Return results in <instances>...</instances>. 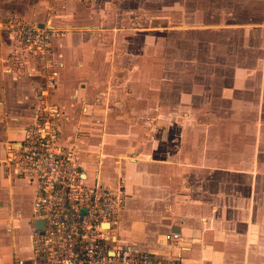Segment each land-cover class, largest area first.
I'll return each instance as SVG.
<instances>
[{
  "label": "crops",
  "instance_id": "1",
  "mask_svg": "<svg viewBox=\"0 0 264 264\" xmlns=\"http://www.w3.org/2000/svg\"><path fill=\"white\" fill-rule=\"evenodd\" d=\"M8 1L20 7L23 0ZM90 5L87 0H35L31 7L22 5L23 10L0 6V264L34 258L30 238L36 187L4 162L7 146L20 145L25 137L44 81L32 70L36 61L31 57L23 65L13 59L21 56V48L6 25L15 20L65 30L54 41L61 57L50 97L61 111V142L79 153L90 185L100 182L122 191L118 241L136 244L166 262L264 264V152L256 149L246 162L249 135L232 132L242 122L207 112L264 109V34L262 56L251 68L237 67L233 81L216 77L212 69L204 86L196 79L201 70H193L191 94L177 89L172 103L167 95H173L168 90L175 79L170 78L178 77L175 69L184 58L174 63L157 54L159 37L152 50L151 28L125 31L114 21L90 15L87 23L81 14L93 13ZM210 27L224 32L249 28L183 24L155 29L214 30ZM255 27L264 29V24ZM104 32L113 36L102 37ZM153 75H160L158 86L152 85ZM250 80L256 81L250 85ZM184 110L208 114L182 115ZM256 125L262 127V120ZM261 133L252 137L259 142ZM233 145L239 147L236 158ZM172 234L181 238L176 245L169 240Z\"/></svg>",
  "mask_w": 264,
  "mask_h": 264
},
{
  "label": "built area",
  "instance_id": "2",
  "mask_svg": "<svg viewBox=\"0 0 264 264\" xmlns=\"http://www.w3.org/2000/svg\"><path fill=\"white\" fill-rule=\"evenodd\" d=\"M6 26L21 48V56L13 59L23 65L31 57L36 61L32 70L44 81L25 137L20 145L7 146L4 162L15 176L36 187L31 252L40 264H183L179 258L166 262L136 244L118 241L115 231L125 205L122 191L100 182L90 185L79 153L62 144L61 111L50 97L56 90L61 57L54 41L63 31L19 20ZM37 222L44 227L38 229ZM169 240L176 245L181 238L172 234Z\"/></svg>",
  "mask_w": 264,
  "mask_h": 264
},
{
  "label": "rangeland",
  "instance_id": "3",
  "mask_svg": "<svg viewBox=\"0 0 264 264\" xmlns=\"http://www.w3.org/2000/svg\"><path fill=\"white\" fill-rule=\"evenodd\" d=\"M25 2L26 4H24ZM34 2L35 0H23L20 3V8L17 6L19 3H9L8 0H0V6L7 11H14V7L23 10L22 5L28 6ZM87 2L94 5L93 8L96 9L97 7L98 12L96 13L94 9L93 13L81 14L84 15L83 17L88 19L89 15L92 17L98 16L105 22L114 21L121 30L125 31L131 29L133 31L138 29L136 31H139L143 28H151L152 50L154 39L156 38L157 40L159 37L162 49L158 50L157 54H166L168 60L172 62L177 60L174 63H178V60L181 61V58H184L183 64L177 66V70L175 69L178 77L170 78L175 79V82L169 83L170 89L168 92L174 91L171 97L167 95L168 102L173 103L176 101L177 89L181 94H191L192 86H195L191 83L194 79L190 77L193 70H201V78H196L199 81V85L208 84V74L212 69L216 77L217 75L220 77L226 75V78L233 81L237 67L251 68L255 64V59L259 55L262 56L260 42L262 41L261 37L264 34L262 30L264 29L255 26L264 24V0H87ZM80 8L84 10L82 7ZM43 14V19L45 16L48 17L47 10L43 11ZM27 16L29 17V15ZM37 16L38 14H35V18ZM11 17L15 18L14 15H11ZM33 21L31 19L30 22ZM86 22L91 23L92 20L88 19ZM183 24L215 27L248 26L249 28L243 32H224L222 28L217 30L213 27H210V29L214 30L209 31L171 30L166 32V30L160 32L155 29V27H176L183 26ZM103 34L102 37L105 38L113 36L106 32ZM120 49L121 53H123L124 49ZM209 55L210 57H208ZM246 57L247 59L245 60ZM155 64H158V62ZM120 67L123 68L122 66ZM158 68L156 67L153 70H158ZM107 78L110 79V77ZM252 80L249 81L250 85H253V82L256 81ZM159 82L160 75H153L152 85L158 86ZM116 85L119 87L123 85V82L120 80ZM196 111L198 110H184L181 114L190 115L193 113V115L203 114L202 116H206V114L210 113L223 119H227V117L233 118L232 120H236L237 123L242 122V127L237 126L236 129H232V132L249 135L247 141L248 149L244 154L246 162L250 163L252 161L256 149L264 152V109L234 108L228 110L213 108L212 110H207L208 113L206 111L202 112L204 110H200L199 113ZM259 120H262L263 123L260 128L256 125ZM222 129L223 127L219 131ZM259 131L262 132L261 141H259L260 145L257 146L259 142L252 136ZM236 149L238 150L239 147L234 145L230 149L234 158H236ZM261 160L264 167V156L261 157Z\"/></svg>",
  "mask_w": 264,
  "mask_h": 264
},
{
  "label": "bare ground",
  "instance_id": "4",
  "mask_svg": "<svg viewBox=\"0 0 264 264\" xmlns=\"http://www.w3.org/2000/svg\"><path fill=\"white\" fill-rule=\"evenodd\" d=\"M44 227V224H43V222H38L37 223V228L38 229H41V228H43ZM24 263L25 264H40V262H39V260L37 259V257L34 255V258L31 260V262H26L25 260H24Z\"/></svg>",
  "mask_w": 264,
  "mask_h": 264
},
{
  "label": "water",
  "instance_id": "5",
  "mask_svg": "<svg viewBox=\"0 0 264 264\" xmlns=\"http://www.w3.org/2000/svg\"><path fill=\"white\" fill-rule=\"evenodd\" d=\"M39 26H40V28H44L45 27V24L44 23H41V24H39ZM48 28H51V29H56V28H53V27H49V26H47ZM38 223V222H37ZM36 223V224H37Z\"/></svg>",
  "mask_w": 264,
  "mask_h": 264
}]
</instances>
